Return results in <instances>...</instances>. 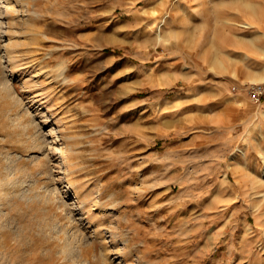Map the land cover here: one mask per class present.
<instances>
[{
    "label": "rangeland",
    "instance_id": "rangeland-1",
    "mask_svg": "<svg viewBox=\"0 0 264 264\" xmlns=\"http://www.w3.org/2000/svg\"><path fill=\"white\" fill-rule=\"evenodd\" d=\"M242 2L0 0V264H264Z\"/></svg>",
    "mask_w": 264,
    "mask_h": 264
},
{
    "label": "built area",
    "instance_id": "built-area-1",
    "mask_svg": "<svg viewBox=\"0 0 264 264\" xmlns=\"http://www.w3.org/2000/svg\"><path fill=\"white\" fill-rule=\"evenodd\" d=\"M249 93L250 97L256 102L262 101L264 98V82L253 84Z\"/></svg>",
    "mask_w": 264,
    "mask_h": 264
},
{
    "label": "bare ground",
    "instance_id": "bare-ground-1",
    "mask_svg": "<svg viewBox=\"0 0 264 264\" xmlns=\"http://www.w3.org/2000/svg\"><path fill=\"white\" fill-rule=\"evenodd\" d=\"M243 4H246V0H243V2H242ZM246 6H248V5H246ZM230 7L232 8V9H236V7L237 6H231V5H229L228 6V11H230ZM235 19H236V17H231L230 15H228V17L226 18V23H227V25H229V26H231V25H235L236 24V22L237 21H235ZM242 25H244V26H250L251 25V23L250 22H247L246 24L245 23H242ZM11 57V56H10ZM15 57V56H14ZM154 70V69H153ZM152 70V71H153ZM10 183V182H9ZM2 187V186H1ZM0 187V188H1ZM16 188V187H15ZM14 192V191H13ZM11 195V194H10ZM93 205V204H92ZM58 224V223H57ZM62 230H64V229H62ZM68 236V235H67ZM72 237V236H71ZM70 237V238H71ZM77 237V236H76ZM79 238V237H78ZM66 239H67V237H66ZM69 239V238H68ZM67 239V240H68ZM62 240H63V238H62ZM72 243V242H71ZM69 246H70V244H69ZM74 246H76V245H74ZM68 248V247H67ZM74 249V248H73ZM75 252V251H74ZM65 253V252H64ZM68 257V256H67Z\"/></svg>",
    "mask_w": 264,
    "mask_h": 264
},
{
    "label": "trees",
    "instance_id": "trees-1",
    "mask_svg": "<svg viewBox=\"0 0 264 264\" xmlns=\"http://www.w3.org/2000/svg\"><path fill=\"white\" fill-rule=\"evenodd\" d=\"M107 50H110V49H107Z\"/></svg>",
    "mask_w": 264,
    "mask_h": 264
}]
</instances>
